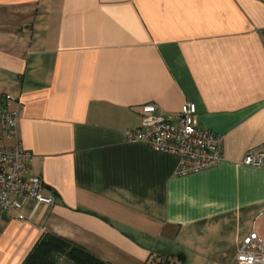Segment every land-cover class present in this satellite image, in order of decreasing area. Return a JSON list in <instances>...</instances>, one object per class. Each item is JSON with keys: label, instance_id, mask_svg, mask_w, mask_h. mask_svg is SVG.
I'll return each instance as SVG.
<instances>
[{"label": "crops", "instance_id": "crops-1", "mask_svg": "<svg viewBox=\"0 0 264 264\" xmlns=\"http://www.w3.org/2000/svg\"><path fill=\"white\" fill-rule=\"evenodd\" d=\"M187 101L223 160L177 177L124 133ZM0 105L51 199L0 216V264L46 234L105 264H236L264 240V169L242 164L264 143V0H0Z\"/></svg>", "mask_w": 264, "mask_h": 264}, {"label": "built area", "instance_id": "built-area-1", "mask_svg": "<svg viewBox=\"0 0 264 264\" xmlns=\"http://www.w3.org/2000/svg\"><path fill=\"white\" fill-rule=\"evenodd\" d=\"M6 101L11 97L6 96ZM193 102H185L174 116L163 115L155 104L144 105L140 111V125L124 133L128 143H145L161 153L178 159L175 176L186 177L218 166L222 162L223 138L200 128ZM18 115L0 105V127L7 138L14 141L6 146L0 137V216L20 212L22 200L50 203L42 196L43 183L29 175L32 156L18 140ZM242 164L264 169V143L249 150ZM22 218V216H19ZM236 264H264V240L255 232L249 233L238 245Z\"/></svg>", "mask_w": 264, "mask_h": 264}, {"label": "trees", "instance_id": "trees-1", "mask_svg": "<svg viewBox=\"0 0 264 264\" xmlns=\"http://www.w3.org/2000/svg\"><path fill=\"white\" fill-rule=\"evenodd\" d=\"M57 254L64 255L67 264H105L83 248L54 235H44L22 264H58Z\"/></svg>", "mask_w": 264, "mask_h": 264}, {"label": "rangeland", "instance_id": "rangeland-1", "mask_svg": "<svg viewBox=\"0 0 264 264\" xmlns=\"http://www.w3.org/2000/svg\"><path fill=\"white\" fill-rule=\"evenodd\" d=\"M257 225H258L257 232L259 233L260 236L264 237V217L260 218ZM55 261L58 264H67V259L64 255L57 254L55 256ZM163 263L164 262H158L155 264H163Z\"/></svg>", "mask_w": 264, "mask_h": 264}]
</instances>
